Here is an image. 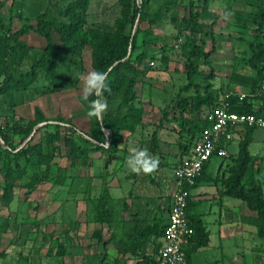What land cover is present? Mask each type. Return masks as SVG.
<instances>
[{
    "label": "rangeland",
    "instance_id": "1",
    "mask_svg": "<svg viewBox=\"0 0 264 264\" xmlns=\"http://www.w3.org/2000/svg\"><path fill=\"white\" fill-rule=\"evenodd\" d=\"M190 2L201 11L195 35L184 21ZM0 3V19L11 33L35 25L44 12L50 21L70 26L68 35L61 39L57 35L61 50L53 63L56 80L40 74L25 90L0 93V250L5 249L7 255L0 257V264H13V257L18 264H130L122 261L120 252L111 251L108 222L97 221L99 206L109 208L112 214L128 204L124 201L137 174L127 166L130 148H147L166 171L175 158L183 160L188 155L190 136L186 130L190 122L202 120L208 109L203 105L199 114L189 111L191 99L251 90L264 46V0ZM137 5L141 7L136 23L139 50L133 58L142 54L140 66L145 73L132 87V104L141 117L127 119L128 129L121 132L117 157L108 162L110 132L103 128V120L86 115L89 101L82 99L79 76L94 70L93 50L101 38L117 35L122 23L126 24L125 34L129 33ZM23 40L7 60L12 76L28 71L42 54L41 39L33 30L28 29ZM202 41L208 55L197 62V74L190 82L185 68L187 53L193 42L200 45ZM3 71L2 65L0 81ZM106 100V112L114 111L122 96L115 93ZM184 100L188 103L183 110L180 102ZM128 108L123 113L133 114ZM21 129L24 134L18 133ZM239 142L236 136L229 159H211L209 171L214 172L221 162L230 164ZM249 153L252 162L242 182L247 185L252 180L264 192V129L253 132ZM226 176L228 170L214 180L220 182ZM37 177L41 182L32 186ZM7 182L15 184L8 202L2 198ZM152 187L155 193L158 187ZM105 192L109 200L103 198ZM241 215L242 229L257 232L258 220L242 202ZM242 239L250 246L256 243L254 252L242 247V264H255L256 256L264 260V240L249 235ZM259 243L262 248L257 247Z\"/></svg>",
    "mask_w": 264,
    "mask_h": 264
},
{
    "label": "trees",
    "instance_id": "2",
    "mask_svg": "<svg viewBox=\"0 0 264 264\" xmlns=\"http://www.w3.org/2000/svg\"><path fill=\"white\" fill-rule=\"evenodd\" d=\"M2 3H0L1 6ZM141 13V7L135 6L133 9V18L131 21V30L128 34H125L126 24L122 23L120 31L117 35L105 36L101 38L98 45L93 50V69L106 71L108 73L110 92L104 93V98L108 99L112 94L118 93L122 96L121 104H118L114 111H108L103 118V128L110 132V138L112 143L108 146L109 153L108 162L111 159H116L115 152L117 150L118 143L121 142V132L128 129L126 122L129 117H135L140 119L141 115L138 110H134L132 102L135 100V94L132 91V87L135 84L136 78L145 73V70L141 68L142 54H139L135 59L133 55L139 50L137 45V39L139 34V28L136 27L138 16ZM201 20V11L195 6L193 2H190L187 8V15L184 17V21L187 24V29L192 35L199 32V25ZM28 29L34 31V33L41 39L42 45L40 50L42 52L39 59L35 60L30 69L26 72L20 73L18 76H12L7 71V60L11 54L19 49L24 40L25 34ZM0 30L3 35L0 36V66L3 65L4 71L1 74L3 79L0 81V93L9 90H25L31 85L40 74L52 80H56L57 76L54 74V59L61 50V44L57 35H68L70 32V26L66 24H60L52 22L48 19L47 12L40 14L37 17L36 24L30 25L25 28L11 33L0 19ZM206 43L202 41L200 45L195 42L192 43L187 53V61L185 68L187 71L188 80L191 82L197 74V62L203 58H206L208 53L205 51ZM124 70V72H123ZM264 81V46L262 47V55L259 56V60L256 65L255 82L251 90L247 92L248 96L243 100H240L237 96L239 92L234 93L233 96L225 98L224 94L212 93L205 96H197L190 100L189 111H196L198 114L201 112L203 105L207 106V112L218 105V103H227L231 112L239 114H254L262 115L264 110L262 108L264 104V91L261 92V85ZM229 93V92H228ZM95 96L90 97V100L95 99ZM188 101H181L183 104V110L186 109ZM129 107V108H128ZM128 108L133 111V114L123 113V110ZM210 122L206 115L202 120L190 122L189 128L186 132L189 134V151L193 144L197 140L199 134L203 129L208 127ZM184 127V126H182ZM256 130L254 127H244L236 132V135L240 138L238 145V153L232 159L230 164H226L225 170H228V176L222 179V194L225 197L240 200L245 204L246 209L254 214L258 220L257 223V236L264 240V192L262 187L256 185L252 180L247 185L242 182V179L248 172L252 158L249 153V146L252 143V134ZM20 134H24V130H19ZM188 151V152H189ZM231 157V156H230ZM227 159V158H226ZM223 159V160H226ZM209 163V162H208ZM206 163L202 170L201 175L195 180L194 185L190 190L203 178ZM223 163V162H222ZM223 165V164H222ZM153 178V175H151ZM41 177H37L33 180L32 186H36L41 182ZM58 183H62V180H58ZM15 187L13 182H7L4 188L2 198L5 201L11 199V193ZM104 199L109 200V193L103 195ZM189 201L187 208V218L190 225L194 229V235L191 240L193 249L204 247L208 243V233L201 222L200 218L192 217L188 215ZM104 205L99 206V213L97 221L100 223L108 222L111 217V210H104ZM164 227L158 228L157 225L148 226L143 234L144 238L161 237L163 236ZM99 234V233H98ZM134 250H128L133 252ZM188 251H185L186 258L188 257ZM0 255H3L0 253ZM137 264H155L153 258L143 257Z\"/></svg>",
    "mask_w": 264,
    "mask_h": 264
},
{
    "label": "crops",
    "instance_id": "3",
    "mask_svg": "<svg viewBox=\"0 0 264 264\" xmlns=\"http://www.w3.org/2000/svg\"><path fill=\"white\" fill-rule=\"evenodd\" d=\"M231 144L228 147L229 157L227 159L230 158ZM183 160L175 158L168 171L158 167L151 174H136L127 192L128 199L124 201L128 204H125L122 210H114L111 214L108 221L111 251L117 252L116 254L120 252L121 258L124 259L123 262L127 260L126 262L130 264H137L144 256L156 261L162 236L144 238L143 234L148 226L155 224L161 228L166 225L173 192L172 169ZM211 161L205 168L202 180L190 191L188 210L189 216L200 218L208 233V243L198 249H193V245L188 246L186 248L189 250L186 258L187 264H242V249L252 252L256 249V243L252 246L247 245L245 244L247 239H242V236H254L259 241L262 239L257 236L256 230L242 229L241 201L225 197L222 194V180L220 182L214 180L218 173L224 172L227 165L221 162L214 172H211L209 171ZM152 186L158 187L155 193L151 191ZM135 220L140 222H135ZM145 220L146 223L143 224ZM212 228H217V230L212 231ZM259 244L257 247L262 248V243ZM1 245L2 240L0 239V247ZM128 250L134 251L128 252ZM0 251L3 254L0 257L7 256L5 249ZM131 254L133 258L128 260ZM13 259V264L19 263L14 257ZM254 260L255 264H264L261 256L254 257Z\"/></svg>",
    "mask_w": 264,
    "mask_h": 264
},
{
    "label": "built area",
    "instance_id": "4",
    "mask_svg": "<svg viewBox=\"0 0 264 264\" xmlns=\"http://www.w3.org/2000/svg\"><path fill=\"white\" fill-rule=\"evenodd\" d=\"M263 91L264 81L261 85ZM233 95L229 92L225 98ZM237 96L243 100L248 94L239 92ZM206 117L210 125L201 131L186 158L172 169L173 192L168 220L155 264H187L185 251L194 235L187 218L190 188L201 175L204 165L213 157H229L228 147L237 136V131L244 127L264 129V114L257 116L231 112L227 103H218L212 111L206 112Z\"/></svg>",
    "mask_w": 264,
    "mask_h": 264
},
{
    "label": "clouds",
    "instance_id": "5",
    "mask_svg": "<svg viewBox=\"0 0 264 264\" xmlns=\"http://www.w3.org/2000/svg\"><path fill=\"white\" fill-rule=\"evenodd\" d=\"M82 99L89 101L86 115L95 118L97 121L103 120L104 113L108 110L107 100L104 98L105 92H110L108 73L101 70H93L86 74H81ZM95 99L89 100V97ZM159 158L151 155L147 148L132 147L127 159L128 168L137 174H151L159 167Z\"/></svg>",
    "mask_w": 264,
    "mask_h": 264
}]
</instances>
